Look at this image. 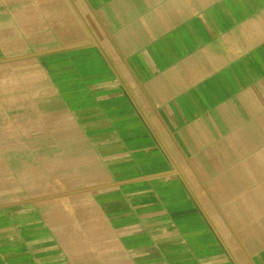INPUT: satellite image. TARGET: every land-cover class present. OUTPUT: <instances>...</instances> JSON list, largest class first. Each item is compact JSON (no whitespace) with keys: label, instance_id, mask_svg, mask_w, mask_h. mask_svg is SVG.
I'll list each match as a JSON object with an SVG mask.
<instances>
[{"label":"crops","instance_id":"1","mask_svg":"<svg viewBox=\"0 0 264 264\" xmlns=\"http://www.w3.org/2000/svg\"><path fill=\"white\" fill-rule=\"evenodd\" d=\"M0 264H264V0H0Z\"/></svg>","mask_w":264,"mask_h":264}]
</instances>
